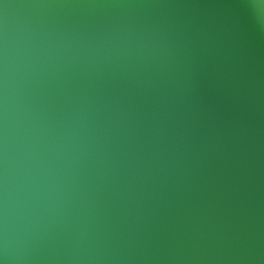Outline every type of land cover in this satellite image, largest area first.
<instances>
[{
  "label": "water",
  "instance_id": "obj_1",
  "mask_svg": "<svg viewBox=\"0 0 264 264\" xmlns=\"http://www.w3.org/2000/svg\"><path fill=\"white\" fill-rule=\"evenodd\" d=\"M0 264H264V0H0Z\"/></svg>",
  "mask_w": 264,
  "mask_h": 264
}]
</instances>
